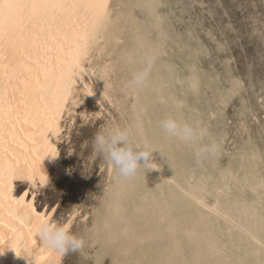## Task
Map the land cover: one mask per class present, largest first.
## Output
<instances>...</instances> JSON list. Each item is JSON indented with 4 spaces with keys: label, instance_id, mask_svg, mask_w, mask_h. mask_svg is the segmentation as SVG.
<instances>
[{
    "label": "rangeland",
    "instance_id": "rangeland-1",
    "mask_svg": "<svg viewBox=\"0 0 264 264\" xmlns=\"http://www.w3.org/2000/svg\"><path fill=\"white\" fill-rule=\"evenodd\" d=\"M112 1L122 38L93 61L114 78L98 99L80 91L64 116L48 186L18 182L17 193L35 192L40 210L84 237L61 264H264V0ZM149 58L145 85L128 89ZM168 117L196 137L166 136ZM106 123L147 141L170 178L141 168L118 179L92 146Z\"/></svg>",
    "mask_w": 264,
    "mask_h": 264
},
{
    "label": "bare ground",
    "instance_id": "bare-ground-1",
    "mask_svg": "<svg viewBox=\"0 0 264 264\" xmlns=\"http://www.w3.org/2000/svg\"><path fill=\"white\" fill-rule=\"evenodd\" d=\"M114 10L112 0H0V238L20 255H32V264H61L63 255L43 249L32 232L35 218L51 219L52 211L38 208L35 192L17 193L16 183H28L36 190L48 186L59 159L64 116L80 105V91L98 99L96 88L104 90L103 84L112 82L111 68H98L93 54L112 49L111 39L122 38L117 31L121 25L112 18ZM118 11L121 20L136 23L128 11ZM107 53L109 63L114 53ZM156 167L170 178L163 165ZM0 264H29V260L5 245Z\"/></svg>",
    "mask_w": 264,
    "mask_h": 264
},
{
    "label": "clouds",
    "instance_id": "clouds-1",
    "mask_svg": "<svg viewBox=\"0 0 264 264\" xmlns=\"http://www.w3.org/2000/svg\"><path fill=\"white\" fill-rule=\"evenodd\" d=\"M152 60L147 59L145 66L133 72L131 79L126 87L135 90L143 87L147 82L151 71ZM160 127L168 137L179 139L181 141H191L197 135L195 129L189 124L180 122L175 118L168 117L160 121ZM94 151L103 157L111 165L118 179H129L134 177L141 168L157 169L156 163L152 162L150 148L147 141H137L134 139L133 130L127 126L106 125L97 130L92 139ZM213 150L211 147H205L198 150L208 152ZM143 160L144 163H140ZM32 232L35 239L38 237L41 247L57 255H64L68 251H78L85 245L83 236L77 235L70 230L67 223L53 221L46 217L37 216L32 226ZM7 245L13 249L17 256L29 260L32 255H19L18 250L10 242L0 238V255L4 252V246Z\"/></svg>",
    "mask_w": 264,
    "mask_h": 264
},
{
    "label": "snow or ice",
    "instance_id": "snow-or-ice-1",
    "mask_svg": "<svg viewBox=\"0 0 264 264\" xmlns=\"http://www.w3.org/2000/svg\"><path fill=\"white\" fill-rule=\"evenodd\" d=\"M17 254L19 255V251L17 252Z\"/></svg>",
    "mask_w": 264,
    "mask_h": 264
}]
</instances>
